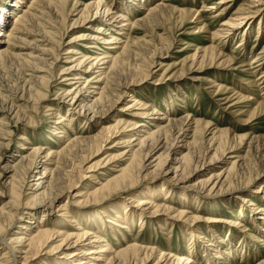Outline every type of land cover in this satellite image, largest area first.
Segmentation results:
<instances>
[{
  "label": "rangeland",
  "instance_id": "rangeland-1",
  "mask_svg": "<svg viewBox=\"0 0 264 264\" xmlns=\"http://www.w3.org/2000/svg\"><path fill=\"white\" fill-rule=\"evenodd\" d=\"M1 1L2 0H0V4ZM94 1L68 0L70 4L68 3L67 5L69 8H67V11L69 12L74 2L79 4H77V6L83 7L86 3L89 4ZM112 1L113 0H111L110 3H113ZM149 1L150 7L157 5L159 2H164L176 7L178 11L169 13L164 12L161 18H157V20L151 23L149 22L147 26L136 24L130 28V32L132 29L136 31L132 32L130 35L131 39L134 38L136 40L133 47V49L136 47L134 51L137 52L140 49H146L143 56L144 63L142 58L132 57L130 59L131 61L120 71L118 79V83L120 84L116 85L117 90L114 95L111 96L112 99L117 102L105 115L97 120V123L89 120L86 112L80 114L81 112L75 109L67 112L73 98L72 95L75 93V91H72L75 89V85L68 83L75 82L76 80L68 78H70L73 73H82L84 76L88 77L92 74L85 72V70H87V66L85 65L89 60L84 63V66H79V69L73 71H69L68 67L75 62L66 61V59L70 60L68 56L71 54L67 52L72 50L71 48L73 46L76 47L79 52L88 53L87 56L92 55V58L101 53V51L95 47H89L91 49L85 47L86 43H89V41L91 42L90 34L93 33L91 28L95 24H100L97 23V19L93 17L91 18L92 21L82 23V21L78 20L79 14H77L81 9L80 7H76V10L72 8V13L70 12L68 17L66 16V18H64V15L61 14L63 13L61 8L59 7L60 10H57L58 5L56 3H52L50 6L47 4L46 6L44 2H41L39 6H41V4L44 5L35 9L38 12L40 11L39 9L42 8V14L41 11L37 14L35 12L36 10L34 11V26L31 24L33 21L29 22L27 26L28 29H25V32L22 33L25 35L22 36L23 38H20V41L18 40L17 44V40L10 41L11 44H15L14 50L6 56H9V58L0 57V176L2 175L0 177V208L4 206L5 202L9 200L11 196L10 184L7 182V175L10 173L7 174L9 171L7 170L5 172L4 170L7 163L11 165L18 164L21 158L30 153L29 151H32V149L41 148L42 150H47L48 146L53 149H61L62 147V149H65V145L67 146L66 143L68 142L69 145L78 135H96L104 125H113L118 120L123 122L140 120L141 117L137 115V113H139L138 108L142 102H148L155 105V107L162 112H166L167 109L170 108V117L178 118L190 114L191 117L200 120V122H210V127L212 128L217 125L222 129H230L231 134H235L238 137V140L230 144V146H235L232 148L233 151L228 152L229 150H227L225 154L226 159L222 160V157H217L210 165L194 171L193 173L188 174L187 170L183 176H179V181H173L167 176H164L161 173V169L152 172V169L142 173L136 172L134 177L136 180H139V182L133 188L127 190L129 192H115L111 197L105 198L101 202L90 207H77L74 205L76 204L75 201L77 197H74L76 193L92 189L93 186L98 187V183L103 182L109 174H115L113 170H116L118 165L126 163L125 159L129 154H122L124 151L128 150L129 147L125 146L124 141L127 138V134L131 131L126 129V131H128L121 135H118L120 133L116 135L113 134L98 151L96 150L98 141L93 143V145H95L93 148L87 144L88 149L80 156H77L75 160H70L72 164L68 163L65 168L69 177L66 180L60 181L57 189L62 192L63 188H67L68 183L73 181L76 185L70 191H68L69 189L67 188L62 193L58 192L59 196L56 198L53 206L47 207L46 221L48 228H61L63 231L73 229V227L68 224L67 220L63 219L64 215L61 208L63 204L66 203L65 208H68L69 212L66 216L78 214L79 216H77L76 219L82 223V227H90V224L96 223L100 227H108L107 232L113 231L116 227L113 235L111 232L109 235L115 250H119V252L127 245H137L136 243H138L139 246L143 245L145 248L146 246L170 248L175 256L181 257L187 249L191 248L189 246H192V241H198L197 238L199 239V233L203 235L207 233V235H209V230H211L217 235H220L219 241L224 239L222 240L223 248L220 253L221 257H214L212 258L214 260L211 259V261H209L204 252L201 254V251H197L193 253L195 258L192 257V259L197 262H193L192 260L191 264H209L210 262H212L210 264H229L231 261H234L235 264H257L261 260H264V230H261V228L259 230V226L256 224L254 225L250 208L255 206H251L249 201L245 202L243 197L258 195L254 197L253 202L257 205H264V194H262L264 189L261 187L260 191H257L260 184L264 182V178L259 177L255 180V182L247 188L249 190L248 193L244 191L245 189L243 191H238V193L226 189H216L212 191V193L207 194L205 189H208V187L202 189V181L211 175V171H214V173L225 172L226 168L231 164L229 162L233 160L229 157L231 155L244 157L245 162L248 160L247 164L249 161H251V163L257 162L256 166L264 163V115L259 116L260 114H256L257 116L255 115V117L259 116L257 119H253L255 118L254 116L252 118L250 117L251 119H246L247 110L255 106V101L253 100L248 102L249 104L237 103L235 105L236 99L238 100V93H246V95H248L252 92V96H259L264 92L263 90L259 94H254L253 91L249 90L250 86H253L249 81L254 79L259 83L262 79V81H264V78L261 80L259 79L262 74H264V72H262L264 71V35L260 39L257 32L259 30H263L264 32V0ZM28 2L29 0H24V3L20 7L23 8ZM56 5L57 7H54ZM138 5H140L139 1ZM138 5L136 3L134 6L137 8ZM46 10H48L50 14ZM17 11H19V9ZM17 11L12 12L8 26L11 25ZM60 11L61 13H59ZM145 11L144 9L143 12L146 13ZM140 12L138 11L134 14L136 15ZM239 14H242L241 18H243V16L247 17L239 22V27H237L234 34L231 35L233 37L230 41L228 40V42L225 43L223 48V52L228 54L229 57L232 56V59L237 63L233 64V66L230 64L231 67L227 64L224 66L223 64L219 65L217 58L213 59L211 54L203 59L200 58V52H202L204 47H211L214 44V46L221 47V37L215 36L216 38L220 37L216 40L212 35L213 31L216 29L218 30L223 21ZM40 15L42 17L44 15V20ZM96 16L97 15H95V17ZM39 18L42 19L40 20ZM38 19L42 22L40 23ZM46 19L48 22H46ZM77 20L78 22H76ZM247 30H250V33L247 35L248 38L246 39L245 48H247L249 52L251 51V54L245 59V55L242 53L244 47L241 46V48H239V43L241 42V36ZM31 31L34 32L31 33ZM212 38H214V41ZM159 46L162 47V56H157L160 48ZM198 50L201 51L199 52ZM195 52L197 54L200 53L198 54L199 58L197 55L195 56ZM255 54L258 56L260 55V59L253 65L254 68L258 65L259 68H257L259 70L253 68L251 70L253 73L251 74V71L247 70L248 66L243 63L246 64L251 62ZM39 55L40 58L45 59L46 62L40 61ZM79 55L80 54L75 55L74 58ZM153 59H155L156 63L152 66L150 76L142 78L147 71H145V69L147 68L148 61ZM32 62L36 63L35 68L31 66ZM36 67L38 70H36ZM246 79H248V83ZM41 80L42 82H40ZM95 80L96 79L93 81ZM125 82L132 83L129 87V85H124ZM245 82L247 84H244ZM219 83L222 87L226 86L228 88L224 91H228L226 95H222L221 91L219 92L217 89ZM76 85H78V83ZM94 85L98 84L91 83L88 88H86L88 90L86 95L93 94L91 91H93ZM110 86L113 87L112 85ZM233 89L236 90L233 91ZM69 91L71 94L66 93ZM120 91H125L126 95L121 94ZM42 93L43 95H41ZM226 96L229 97V99ZM87 98L88 100L90 99L89 96ZM134 98H136L138 104L133 100ZM261 100L264 101V99ZM134 103H136V106L133 105ZM61 115H64L67 120L69 118L72 119L67 128V133L68 135L70 134V137L67 139L52 134L53 128L57 125L55 122L63 119L60 118ZM151 118L156 119L155 117ZM151 118L145 120L146 123L152 122L153 120ZM63 123L66 124L67 122L63 120L60 125ZM244 134L260 136L256 141L252 142L253 144L251 143L252 145H249L251 138L245 139L242 143L240 142L242 139L241 136ZM70 138L73 139L69 141ZM198 141L203 142V137L201 135L198 136ZM22 143L26 145H22ZM178 144H181V142H178ZM24 146L27 147V151L26 149H22ZM163 150L164 149L160 150L158 153ZM173 150L175 149L164 151L163 156L169 152L172 153ZM158 153L155 155L151 154L148 157L147 163L154 159ZM182 153H187V149L182 148ZM194 154L201 158L200 160L202 161L207 159L210 160L213 152L210 151L209 144L204 142ZM43 155L44 154H41V156ZM171 156L173 160L174 156ZM40 159L43 160L44 157H40ZM74 162L75 164L77 163V170L72 167ZM247 164L244 163V166ZM248 166L249 164L245 166L244 170H246ZM78 170H82L81 174ZM156 173H161L162 176ZM4 174L7 175L3 176ZM34 174L39 173L34 172ZM172 175L173 173L170 174V177ZM31 179L32 177H29L28 184L25 185V195H29L31 192L29 188L32 186L30 183ZM197 182H199V184ZM155 186H164V188L169 190V192H158L160 193L158 203L173 205L174 208L185 210V214L187 215L183 217H174L173 214L167 211H160V213L155 216L146 213L143 217L144 221L138 220L137 216L134 218L131 230L127 228H122L123 230H120L121 227H113V224L111 225L108 221L103 225L100 218L98 221H94L97 215H101L105 221L107 216H113L117 212H124L126 207L129 209V205L133 204L131 202L129 204L128 201L131 193L132 195L139 194L143 190H146L147 187ZM153 189L148 188V190L151 191H153ZM25 199H27V197H24V201ZM242 204H245L243 212H241L240 208ZM101 208H105L104 215L101 212L97 213V210ZM41 210L44 209L40 208L38 212ZM13 211H18L15 212L18 214H16L15 220L10 225L3 223L4 228L0 230V233H2L0 234V264H23L21 260L23 253H17L16 259L15 254H13L14 251H12L13 249L10 248L11 245L14 247L16 244H11L8 239H10L9 237H11V234L17 231L19 225L27 220V214L24 209H18L16 206ZM74 211L76 213H74ZM38 212V216L36 215L32 219L36 221L35 223L41 219V212ZM84 212H90L92 215L85 218ZM21 214H24L22 218ZM141 221L142 223L140 224ZM31 224L32 223H30V225ZM240 224H242V226ZM243 224H245V226ZM33 229L35 228L32 227V230ZM230 229H232L234 233L226 240L225 238L230 235L228 232ZM262 229L264 228L262 227ZM216 230L217 232H215ZM216 238L214 242L219 239V237ZM229 239H233V248H238L234 257L227 255V253H223V249L225 252V248H227L226 243L230 242ZM240 241L245 242L241 244ZM211 248H213V246ZM55 252L56 251L45 253L42 251L38 257L29 259L28 262L31 261L32 264H57L56 260H54ZM210 252V255L213 257L215 252L212 250H210ZM18 255L21 256L19 257ZM184 256L187 257V255ZM227 256L231 261H224ZM198 259H200V261ZM154 261L155 259L152 260L150 258L147 262L148 264H153Z\"/></svg>",
  "mask_w": 264,
  "mask_h": 264
},
{
  "label": "bare ground",
  "instance_id": "bare-ground-1",
  "mask_svg": "<svg viewBox=\"0 0 264 264\" xmlns=\"http://www.w3.org/2000/svg\"><path fill=\"white\" fill-rule=\"evenodd\" d=\"M138 1L140 2V5H138ZM41 2H44L46 6L47 4H49L48 6H50L52 5V3H56L58 7L57 5L54 7H57V10L58 9L60 10L61 8V11L63 13H61V11L59 13L64 15V18H66V16L68 17L70 12L72 11L71 10L72 8H75L74 10H76L77 9L76 7H80L81 9L77 13L79 14L78 20L82 21V23L84 22L86 23L92 21L91 18L94 17L98 21L96 22L100 23V24H95L91 28L93 32L90 34L91 38L89 37L91 39V42L89 41V43H86L85 47H87L88 49H91L89 47H93V48L95 47L99 49L101 53L97 54V56L92 58V55L87 56L88 53H83L82 51L79 52L76 49V47L73 46L71 48L72 50H69V52H67L68 54H71L70 56H68L70 60L66 59L67 62L69 61L75 62L73 65L68 67L69 71L79 69V66H84V63L87 60H89L88 63L85 65L87 66V70H85V72L92 74L90 77H88V76H84V74L82 73H73L71 74L72 76L68 78L71 80L74 79L76 80L75 82L69 81L70 83H68L75 85L74 86L75 89L72 90L75 91V93L74 95H72L73 98L72 101L70 102L71 104H69L70 106L67 109V112H69V110H74V109L78 112H81L80 114H82V112H86V114L88 115L87 118L89 120L95 121L96 123L98 122L97 120L101 118L103 115H105L111 109V107L117 102L116 100L112 99L111 96L114 95V93L117 90L116 85L120 84L118 83L120 71L131 61L130 59L132 57L142 58V61L144 60L143 56L146 49L145 48L143 50L140 49L137 52L134 51L136 47L134 49L133 47L134 44L136 43V40L134 38L131 39L130 35L132 32H136V31L132 29L130 32L129 31L130 28H132V26L136 24L147 26L149 22L151 23L152 21L157 20V18H161L164 15V12L169 13V12L178 11L176 7L170 4H166L164 2H159L157 3V5L155 6L153 5L150 7L149 0H113L112 1L113 3H110L111 0H96L94 2H90L89 4L86 3L83 7L77 6L78 3L74 2L69 12L67 11L68 8L67 5L69 3L68 0H29V2L23 8H21L20 6H22L24 0H2L0 4V57L4 58L14 50L13 48L15 44L13 43L11 44L10 41L17 40L16 42L17 44L18 40L20 41V38H23L22 36L25 35V34L23 35L22 33L25 32L24 31L25 29H28L27 26L29 22L33 21L31 24H33L34 26L33 19L35 17L33 14L35 12L37 14L38 12L41 11L42 8L39 9L40 11L38 12L35 9L44 5L41 4V6H39ZM136 3L138 5L137 8L134 6ZM46 8L49 9L48 7ZM18 9L19 11H17ZM144 9L146 10L145 11L146 13L143 12ZM14 11H17V13L14 16L11 25L8 26L9 18L12 15V12ZM138 11L141 12L135 15L134 13ZM95 15L97 16L99 15V16L95 17ZM241 16L242 14L235 15V17L233 18L223 21L219 29L213 31L212 35L214 36V38H216L215 36L221 37V38L220 37L216 38V40L220 38L221 47L214 46L215 45L214 44L211 47H204V49H202V52H200L201 50L200 51L198 50L201 53V54L198 53L200 54V58L203 59L209 54H211V57L213 59L217 58L219 65L223 64L224 66L225 64L227 65L231 64L233 66V64L237 63L235 62L234 59H232V56L229 57L228 54H225L223 52V48L225 46V43L228 42V40L230 41V39L233 37L231 35L234 34V32L236 31L235 29L239 27L238 26V24H240L239 22L243 18L247 17V16H243V18H241ZM40 17L42 16L40 15ZM80 17L82 20L80 19ZM42 18L44 20V15ZM42 18L39 19L41 20ZM78 20L76 22H78ZM46 22H48V20ZM33 32L31 31V33ZM257 32L259 38L261 39V37L264 35L263 30H259ZM248 33H250V30L244 32V34L241 36L240 39L241 42L239 43L240 45L239 48H241V46L244 47L242 53L245 55V59L247 56L251 54V51L249 52V50L245 48L246 47L245 44L247 42L246 39L248 38L247 37ZM214 38H212L213 41ZM161 49L162 47L159 48V52L157 56H162ZM77 54L80 55L74 58V56ZM198 54L196 53L195 56L197 55L198 57L199 56ZM259 56L255 54L252 57L253 60L251 62L246 64L243 63L244 65L248 66L247 69L248 71H251L254 68L255 65L254 63H256L258 59H260ZM6 58H9V56ZM39 59L42 62L45 61V59L40 58V55H39ZM154 63H156L155 59L148 61L147 68L145 69V71L146 70L147 71L144 73L142 78H146L150 76V73L152 72V66L154 65ZM35 64L36 63L32 62L31 66H34L35 68ZM231 65L229 67H231ZM256 66L258 67V65ZM257 67L254 69L259 70L258 69L259 67L258 68ZM36 70H38L37 67ZM250 73L252 74L253 72L251 71ZM262 78H264V74H262V76L259 79L261 80ZM94 79L96 80L93 81ZM254 80L249 81L251 82V84H253V86H250L251 89L249 88V90L253 91L254 94H259L264 90V81H262L263 80L262 79L259 83L256 80L255 81ZM247 81L248 79H246V82ZM40 82H42V80ZM246 82L244 84L248 83ZM77 83L78 85H76ZM91 83H95L98 85L93 86L94 87L93 91H91L93 93L92 95L90 94L86 95L88 92L86 88H88V86ZM131 83L125 82L124 85L125 86L129 85L130 87ZM109 84L112 85L113 87H111ZM217 89L219 90V92L221 91L222 95H226V93L228 92V91L224 92L228 88L226 86L222 87L220 83L217 85ZM234 90L236 89H233V91ZM120 92L121 94L126 95L125 91H120ZM66 93L71 94L70 91ZM251 94L253 93L250 92L248 95H246V93L243 94L238 93L237 95L238 100L236 99L235 101V105L237 103H248L251 100L255 101V106L254 107L252 106V109L249 108L250 106L248 107L249 109L247 110L246 113L247 114L246 119H249L250 117L252 118L253 116L255 117L256 114H260L259 116L264 115V101L261 100L264 99L263 97L264 92L259 96L253 95L254 97ZM41 95H43V93ZM88 96L90 98L89 100L87 98ZM227 98L229 99V97ZM133 100L136 101V98H134ZM137 102L138 101H136V103ZM136 103H134L133 105L136 106ZM138 109H139L138 111L139 113H137V115L141 117L140 120H135L134 122H125V121L123 122L121 120L120 121L118 120L113 125H104L100 129V132H98V134L95 133L96 135H91V136L78 135V137L75 136L77 138L74 139L73 141H71V139L73 138H70L69 141H71V143H69L68 145L67 142L66 143L67 146L65 145V149H62L63 147L61 149L59 148L53 149L49 146L47 147V150L46 149L42 150L41 148L32 149V151H29L30 153L26 154L23 158H21L18 164L16 165L14 164L11 165L9 163L6 164L4 170L5 172L8 170L9 172H7V174L8 173L10 174L9 175L4 174L3 176L7 175V179H8L7 182L8 184H10L11 196L9 195L10 199L5 202L2 208H0V230L4 228L3 223H7L8 225H10L15 220L17 214L15 212H18V211H13L15 206L18 209L19 208L24 209L25 213L27 214V220L22 222L19 225L17 231H15L14 234H11V237H9L10 239H8L11 244L12 243L16 244L14 245L15 248L12 245L10 247L13 249L12 251H14L13 254H15L16 259H17L16 256L17 253H23V256L20 255L23 264H32L31 261L28 262L29 259H34L35 257H38V255L42 251H44L45 253L56 251L54 255L55 257L54 260H56L57 264H146V263L148 264L147 261L150 258L152 260L155 259L153 264H191L192 260L193 262H197L196 260L192 259V257H194L193 253L197 251L199 252L201 251V254L204 252V254L207 255L206 256L207 260L209 261H211V259L214 257L215 258L221 257L220 253H221V249L223 248L222 240L224 239L219 241L220 235H217L211 230H209V235H207V233L205 235L199 233V239L197 238L198 241L196 240L192 241L191 242L192 246H189L191 248L187 249V251L184 253V255H187V257L184 255H182L181 257L175 256V254L170 248L168 249L160 248V247L158 248L155 247L154 245H153L154 247L146 246L145 248V246L143 247V245L139 246L138 243H136L137 245H130V246L127 245L128 247L127 246L124 248L122 247L123 249L120 252L119 250L116 251L114 245L110 241V235H109L110 232L113 235L115 231L114 229L116 227L113 229V231L110 232H107L108 227L107 228L104 226L100 227L96 223L90 224L89 225L90 227H82L81 226L82 223L80 221H77L76 219V217L79 216L78 214L77 215L72 214L71 216L68 217L66 216L68 215L67 213H69L68 208H65L66 203H64L63 207L61 208L62 213L64 215L63 219L67 220L68 224L71 225L73 229H67L66 231H63L61 228H54V229L48 228V224L46 221L47 220L46 210L48 209L47 207L53 206V203L55 202L56 198L59 196L58 192L62 193L67 188L69 189L68 191H70L76 185V183L73 181V182H69L67 188H63L62 192L57 189L59 182L66 180L69 177L68 176L69 174L66 172L65 168L68 163L72 164L70 160H75L77 156H80L83 152H85L86 149H88L87 144H89V146L93 148V146H95L93 145V143L98 141V145L96 147V150L98 151L103 147V144L113 134L116 135L117 133H120L118 135H121L124 132L128 131V130L126 131V129H129L131 131L129 132V134H127L126 136L127 138L124 141L125 146L129 147V149L124 151L122 154V155L129 154V156L125 159L126 163L118 165L116 170H113L114 171L113 173L115 174H109V176H107L103 182L98 183L99 184L98 187L93 186L92 189H89L87 191H80L79 193H76L74 197L77 198L75 201L76 204L74 205H76L77 207L78 206L90 207L96 203L101 202L105 198L111 197L115 192H126L127 190L133 188L139 182V180H136V178L134 177L136 172L142 173L150 169H152L151 170L152 172L161 169V173L164 176H167L169 179L173 181H179V176H183L187 170H188L187 172L188 174L193 173L194 171H197L201 168H205V166L207 165H210L213 162V160L215 161V159H217V157L218 158L222 157V160L226 159L225 157L226 151L229 150L228 152H231L233 151L232 148L235 147L234 145L230 146L231 142L238 140L237 139L238 137L235 134L233 135L231 134L230 129L228 128L222 129L217 125L212 128L210 127V122L203 123L201 121L202 122L201 123L200 120L191 117L190 114L178 118L170 117L171 115L170 108H168L166 112H162L158 110L155 107V105L150 104L148 102H142V104ZM151 117H155L156 119ZM258 117H255L253 119H257ZM60 118L63 119L58 122H55L57 125L53 128L52 134L57 135V137L60 138L63 137L67 139L70 137L69 136L70 134L68 135L67 133L68 132L67 128L69 127L68 125H70L71 123L70 121L72 119L69 118L67 120L64 117V115H61ZM150 118L153 121L146 123L145 120H148ZM63 120L67 123L66 124L63 123L62 125H60V123H62ZM199 135L203 137V142L198 141ZM250 136L252 135L249 134L242 135L241 136L242 139L240 142L242 143L244 142L245 139L251 138L249 142L250 145L253 141H256V139H258L260 135H254L252 137ZM178 142H181V144H178ZM204 142H207L209 144V149L211 152H213V154L210 160L207 159L201 161L200 160L201 158L195 155L194 152H196V150L200 146H202ZM22 145H26V144L22 143ZM182 148L187 149V153H182ZM22 149L24 150L26 149L27 151V147L25 146ZM162 149L164 150L158 153ZM171 149H175V150H173L172 153L169 152L168 154L163 156L164 151L166 150L171 151ZM156 153H158V155L154 157V159L149 161V163H147L149 159L148 157L151 154L155 155ZM41 154L44 155L41 156ZM171 155L174 156L173 160ZM40 157H44V159L42 160L40 159ZM229 157H231L233 160L229 162L231 163L230 166L226 168V170L224 169L225 172L214 173V171H211L210 172L211 175L202 181V189L208 187V189H205V192H207V194L212 193V191H215L216 189L218 190L226 189L234 193H238V191H243L245 189L244 191L248 193L249 190L247 188L250 187V185L253 184L255 180H257L259 177L264 178V163L256 166L257 162L251 163V161H249L248 162L249 166L246 168V170H244L245 166L248 165L247 164L248 160L245 162L244 157L238 155H231ZM244 163L247 165L244 166ZM72 167L77 170L76 168L77 163L75 164L74 162ZM34 172L39 174H34ZM78 172H80L81 174L82 170L81 171L78 170ZM161 173H156V174L162 176ZM172 173L173 175L170 177V174ZM29 177H32V179L30 180L32 186L29 187L31 189V192L29 195L28 194L25 195L24 189H25V185L28 184ZM197 183L199 184V182ZM261 187L262 189H264V182L260 184V187L258 188L259 190L257 189V191H260ZM148 188L151 189L154 188V189L153 191H151L148 190ZM164 191L169 192V190L167 188H164V186L161 187L155 186V187H147L146 190H143L139 194L132 195L131 193L130 194L131 196L129 197L128 201L129 204L130 202L133 204L129 205V209L126 207L124 212H117L113 216H107L105 221L101 215H97L95 216L94 221L96 222L100 218L101 223L103 225L106 221H108L111 223V225L113 224V227L114 226H117L119 228L121 227L120 230L122 228L123 229L127 228L131 230V226L132 223L134 222V218H136L137 216L138 220L144 221L143 217L144 214L146 215V213L155 216L158 215L160 211H167L173 214L174 217H183L187 215L185 214L186 212L185 210L174 208L173 205L167 203L164 204L158 203L159 201L158 199L160 198L159 195L160 193L158 192H164ZM262 194H264V192ZM255 196L243 197V198L245 202L249 201L251 206L252 205L255 206L253 208L252 207L250 208V210L252 211V221L254 222V225L256 224L257 226H259V230L260 228L261 230H264L262 229V227L264 228V224H263L264 205L255 204L253 202ZM24 197H27L25 201H24ZM245 204L240 205L241 212L244 211ZM40 208L44 210L38 212V209ZM104 211L105 208H101L97 210V213L101 212L104 215ZM37 212L38 213L41 212V219L38 220L37 223H35L36 221H33L32 219L34 218V216L37 215ZM74 213L76 212L74 211ZM83 214H85V218L90 217L92 215L90 212H84ZM23 215L21 216V218L23 217ZM142 221L140 222V224L142 223ZM30 223L32 224L30 225ZM240 225L242 226V224ZM243 225L245 226V224ZM32 227L35 229L32 230ZM215 232H217V230ZM228 232L230 233V235L229 237L225 238L226 240L230 238L231 235H233L232 233H234L232 229H230ZM216 237H219V239L217 241L215 240L214 242V239H217ZM232 240L233 239H231L230 242L227 241L228 242L226 243L227 248H225V252L223 249V253H227V255H231L232 257H234V255H236L237 253L236 250L238 248L236 249L233 248L234 244H232L233 242ZM240 242L242 244L245 241L244 242L240 241ZM212 246L213 248H211ZM210 250L215 252V255L213 257L210 255L211 254ZM56 253L59 255H57ZM198 260L200 261V259ZM224 261L229 262L231 261V259L229 260V257L227 256V258L225 257ZM229 264H235V262L231 261L229 262ZM257 264H264V260H261Z\"/></svg>",
  "mask_w": 264,
  "mask_h": 264
}]
</instances>
